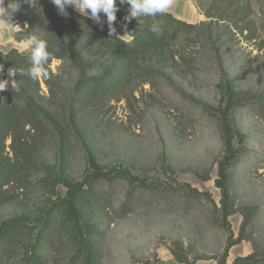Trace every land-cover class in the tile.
<instances>
[{"label": "rangeland", "instance_id": "rangeland-1", "mask_svg": "<svg viewBox=\"0 0 264 264\" xmlns=\"http://www.w3.org/2000/svg\"><path fill=\"white\" fill-rule=\"evenodd\" d=\"M249 2L255 38L183 39L188 65H142L148 82L119 100L76 97L77 72L52 61L53 94L41 90L63 136L36 120L30 163L7 148L15 174L1 191L0 232L26 228L6 264H26L38 245L48 264H264V0ZM47 5L37 17L4 0L14 40L31 23L49 26ZM12 49L4 36L0 50Z\"/></svg>", "mask_w": 264, "mask_h": 264}, {"label": "trees", "instance_id": "trees-1", "mask_svg": "<svg viewBox=\"0 0 264 264\" xmlns=\"http://www.w3.org/2000/svg\"><path fill=\"white\" fill-rule=\"evenodd\" d=\"M21 1L24 6L26 3L32 7L37 17L44 15L42 10L46 11L47 4L53 6L51 13L48 12L51 14L48 27H34L30 22L26 30L14 33L16 41L29 44V51L0 50V196L2 189L14 179L12 159L21 157L30 163L28 155L36 120L37 123L50 120L63 136L41 90L43 81L53 94L50 80L54 77L50 67L53 60L67 63L77 72L76 97L119 100L137 82L142 85L148 82L142 65H188L180 48L183 39L205 46L214 37L220 42L234 30L242 35L249 31V40L255 38L252 35L254 11L249 0H195L197 9L205 17L197 24L177 19L155 0L120 1L118 5L104 0L126 28L128 40L121 38L110 25L61 0H5V4L9 9L21 5ZM54 9L56 13H52ZM7 148L14 158L8 156ZM21 226L14 222L1 230L0 264H6L8 250L19 239V232L26 228ZM51 232L49 228L44 237H49ZM38 248L39 245L26 264H48V258L39 259ZM251 261L252 257L239 258L234 264Z\"/></svg>", "mask_w": 264, "mask_h": 264}, {"label": "crops", "instance_id": "crops-1", "mask_svg": "<svg viewBox=\"0 0 264 264\" xmlns=\"http://www.w3.org/2000/svg\"><path fill=\"white\" fill-rule=\"evenodd\" d=\"M61 1L72 6L74 9L81 11L82 13L93 14L92 17L97 18L99 20H101V18L111 19V26L113 28L117 27V25L120 24L119 21L115 18L114 14L111 12L110 8L104 2V0H61ZM155 1L164 11L172 14L177 19H180L187 23L197 24L203 20V15L198 11L195 4V0H155ZM3 4H4V0H0V25L2 26L3 29L2 33H0L1 34L0 43H2V39L5 36L7 40L10 41L12 48L19 49L20 47H24L25 44L16 42L13 38L11 29L5 26V22H4L5 19L2 8ZM97 7L102 9L101 11L102 15H100L96 10ZM120 29L125 30V28L123 27H120ZM213 264H216V262H214Z\"/></svg>", "mask_w": 264, "mask_h": 264}, {"label": "bare ground", "instance_id": "bare-ground-1", "mask_svg": "<svg viewBox=\"0 0 264 264\" xmlns=\"http://www.w3.org/2000/svg\"><path fill=\"white\" fill-rule=\"evenodd\" d=\"M96 10L98 11V13H99L100 15H102V12H101L102 9H101V8L97 7Z\"/></svg>", "mask_w": 264, "mask_h": 264}]
</instances>
